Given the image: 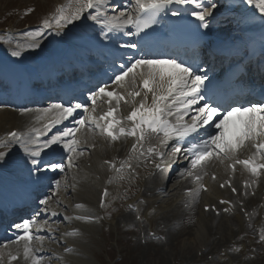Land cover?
<instances>
[{
	"label": "snow or ice",
	"instance_id": "6c2138e0",
	"mask_svg": "<svg viewBox=\"0 0 264 264\" xmlns=\"http://www.w3.org/2000/svg\"><path fill=\"white\" fill-rule=\"evenodd\" d=\"M244 2L253 6L258 10L260 16L264 18V0H244ZM193 5L198 11H193L191 15L200 22L199 26L205 29L209 28L208 17L214 15L213 10L218 8L216 0H135V8L138 13L133 17L121 12L119 15L108 16L103 9L106 5V0H71L67 5L58 6L55 14L51 18H45L42 21L44 29H50L55 23L58 30L66 28L74 21L84 17V13L89 15L85 19L102 25L105 30V35L108 32L123 31L128 27H135L138 35L144 29L151 27L155 23V17L161 12L170 10L171 5ZM91 10V11H89ZM29 12L32 9L28 10ZM94 12V14H92ZM146 15L148 19H144ZM171 15L179 16L181 13L178 10H171ZM26 35L36 38L43 35V32L37 30L28 32ZM39 47V45H35ZM121 47H137L136 44H122ZM13 57H19V51H12ZM131 59V58H130ZM121 71L113 77V83L117 90H109L105 85L98 89L92 97V113L96 112V102L100 98L106 97V103L109 105L108 110L99 116L89 115L84 119L76 121L77 128H69L62 133L53 135L48 139L41 140V137L46 136L53 127L62 123L63 120L73 116L76 109L81 108L80 104L74 107H68L63 104H52L50 107L42 110V115L37 117V121H43L41 128H32L30 132L35 136L12 131L7 134V139L12 142L19 143L25 153L26 159L24 164L27 165V171L30 177L35 178L36 183L43 180L41 173L46 174L47 171L53 172L65 171V165L62 163L48 162L47 167L43 156L47 154V150L53 146L59 145L68 153L69 169L76 166V161L84 155V150L81 145L89 144V139L82 138L83 130L87 133H95L99 130L101 135L106 136L111 142L119 140L121 137L133 136L137 138V142L132 145L131 151L136 152L137 145L143 147V142L150 139L154 134L159 139V146H166L168 141L173 138L174 134L181 138L197 132L199 128L209 125L214 117L219 115V111L215 106H202L196 110V114L191 117V123H185L184 117L189 110L205 99L203 94L207 87L205 81L209 80L207 73L198 74L191 66H185L183 62H177L176 59H149L145 57L134 59L127 66L121 64ZM149 94H151V104L148 103ZM139 98V100H137ZM114 102V103H113ZM132 105L131 111L123 116L117 114L121 111V104ZM85 112L89 109L85 108ZM174 117L175 122L169 118ZM130 122V127L124 126V121ZM103 121L104 123H101ZM215 128L219 130L217 134H210L208 139L201 140L199 144L194 145L199 151L193 152L192 149L187 151L193 155L191 160V168L203 169L211 160H217L220 163L229 161L227 167L233 173L236 171V166L241 165L252 177H259L264 174V103H249L248 106H234L215 123ZM80 134V135H78ZM162 134V135H161ZM158 146V147H159ZM7 147L6 144L0 142V148ZM94 148L95 144H90ZM245 147L255 149L247 158H240L239 153ZM148 154L158 153L156 148L149 147ZM181 152L180 147H175L172 150V157H175ZM6 153L0 151V162H3ZM140 155H144L143 152ZM131 157L128 160L121 161L118 167L115 162L105 160L110 169L116 173H122L125 166L132 168ZM156 168L160 169L161 165L156 164ZM207 174L206 172L204 173ZM193 176V172H189ZM119 179H124L121 175ZM213 180L216 176L211 177ZM194 179L199 182L203 177L199 173L194 175ZM112 178H109L108 183H112ZM253 180L251 183H255ZM55 187L58 191L61 188V181L55 180ZM231 187L228 181L220 184V187ZM245 188L251 187L249 182H245ZM201 190L207 191V188L200 183L199 186L188 193L189 196L198 197ZM233 192L236 189L232 188ZM109 195L107 189L102 194L100 203L101 208H106L105 198ZM52 197H46L39 201L40 204L49 206V201ZM143 201H141L142 203ZM220 203H228V201H220ZM187 206V205H186ZM77 208H82L83 205H76ZM129 207H133L129 205ZM209 208H205L208 211ZM213 211L215 209H212ZM228 211V209H225ZM219 214V213H217ZM52 215H57L55 211ZM248 215V213H245ZM65 219L85 220L91 222L90 217L76 216L65 217ZM139 219V217H137ZM35 220H25L21 224H16L17 229L22 230V235H19L16 240L12 241L17 245L15 253L8 252L9 264L20 258V247L22 244L23 259L30 264H42L43 257L37 255V250L32 246V225ZM68 236L79 235L77 232L66 233ZM36 240L42 241L43 237H35ZM261 242H264V232L259 237ZM6 248L7 245H4ZM67 252H72L73 249H65ZM239 251V249H236ZM3 262V253L0 252V264Z\"/></svg>",
	"mask_w": 264,
	"mask_h": 264
},
{
	"label": "bare ground",
	"instance_id": "6f19581e",
	"mask_svg": "<svg viewBox=\"0 0 264 264\" xmlns=\"http://www.w3.org/2000/svg\"><path fill=\"white\" fill-rule=\"evenodd\" d=\"M245 4L246 3L244 2V5ZM234 9H235V6H232V8L230 9L231 10L230 16H233V13H234L233 10ZM18 35L21 36L20 34H18ZM51 35L52 34L47 33L44 37L45 40H43V41L41 39L35 40V38L34 39L29 38V40H32L31 43H29V44L28 43L23 44V43H19L16 41L15 43H13V45H11V47L14 48V46H15L17 49L21 50L22 52L25 51V56L27 58H23L21 51L17 50L20 52V57H18V58L20 59V61L25 63L29 59V56H27V54H30V53L35 54V52H42V49L46 48V46L50 47V45L54 46L56 44L57 35L55 37H51ZM37 44L39 45V47H35V45H37ZM49 47H47V48H49ZM0 53H3V55H1L3 58V57L8 56L5 54L11 53V52H10V50L8 51V48H5L3 51H0ZM32 56L33 55H30V57H32ZM2 64L7 65V63H5L4 61L2 63H0V65H2ZM8 68H12V67H8ZM31 117L32 116L27 113L26 115L24 114L23 116H21V118H18L16 120L13 113L9 112L8 110L0 109V133L5 131L6 126L9 125V126H14V127L20 126V127L24 128L25 132L28 134V131L33 127L32 123H30L31 121H33ZM18 121L20 122V124H18L19 123ZM28 123H30V124H28ZM26 124H28V125H26ZM85 145L90 146L89 144H85ZM99 153L96 152V155L99 156ZM5 158H7V155ZM96 163L97 162L94 161L92 163V165H94V164L96 165ZM84 170L87 173V170L85 168H84ZM218 171H220V169H218ZM85 172L83 171V174H85ZM94 181H95L94 183L92 180L87 181V183H89L91 187L90 188L87 187V194H86L87 196L85 199V201L88 203V205L91 209H95L93 207V205L95 203H97V201H98V198H99L98 192L101 188L99 181L98 180H94ZM80 189L81 188H79V184L77 182H75L72 189L69 190V194H71L72 196H74L76 198L81 197V196L84 197V195L82 194ZM97 189H98V192L96 193ZM212 194H213V196H216V195H219L222 193L217 192L213 186L212 187L210 186L207 194H203L202 202L210 201V196ZM69 198H67L66 193L64 192L62 199L70 201ZM155 198H158V197H155ZM247 202H249V204L247 205V208L251 209L250 206H252L253 202L251 200H249ZM206 205H207V203H206ZM203 206H205V204H203ZM243 208L245 209V207H243ZM249 209H246V211ZM93 211H95V210H93ZM263 214H264V212H263ZM195 215L196 216L198 215L197 216L199 219L198 222L200 224L198 225L199 227L197 229L195 228V230H193V232L191 234V236L193 237L192 240L189 239L183 245V247H185L186 253L189 252L190 250H193V248L195 246L199 247L200 249H203L205 246L208 248V250H210L211 253H215V250L218 247L217 245H223L226 235H228L230 238H232V236H235V233H238V231H241V229L244 230V227L246 226V225L243 226V223L245 221L244 218H242V220H241L239 218V216H237V215H235L234 218H225V216H224V217H220L218 219H215L214 217H211L210 214H204L202 209H201L200 213H196ZM177 217H179V215H177L176 218ZM251 220L253 221L254 224H256V222H258L259 218L258 217L252 218ZM65 222L70 223L69 220H65L64 223ZM60 225H62V224H59L58 226H60ZM43 226L46 227L47 232H53L52 231L53 226H48L46 222H44ZM66 229H67V227L62 226V227H60V229L54 230V236H56L58 238V241H57L58 244H61L62 240H64V241L67 240V241L71 242L70 244L75 247L74 254L70 253V254H65V256H64L63 254L60 253L58 255L57 259H55L52 262V264H59V263L60 264H91L90 260H88V259L86 260L85 257L80 258V255L84 254V256H85V255L89 254L90 251H89V243L88 242H91V243L95 242L94 240H91V236H89V232L86 231V233L84 235H82L80 238L77 235L76 236L64 235V237H63L62 234L65 232ZM37 231H39V229H37ZM217 235L220 236V238L217 241H211L212 242L211 244H209L207 242L208 238H211V240H212V238L217 236ZM205 236H207V237L204 238ZM83 237H85V238L83 239V241H81L80 239ZM215 242H216V244H214ZM41 243H43V240L42 241H36V244H34V242H33V247L38 248V249H43L45 247V245H43ZM51 246H52V248H54L55 244L51 245ZM16 249H17V245H15L13 243L7 244L6 248L4 246L1 247L0 252L3 253L2 264H9V257L7 255V253L8 252H14L15 253ZM228 249H229V247H228ZM22 251L23 250H22V244H21L20 254L22 256L21 257L22 259L20 262H22L24 260ZM45 251L50 252L51 250L46 249ZM92 252L93 251L91 250V253ZM77 257H79V259H77ZM50 259L53 260V258H50ZM194 259L195 258H193L192 261L196 262V260H194ZM20 262L12 261L11 264H20ZM249 262H252V261H249ZM28 264H30V262H28ZM246 264H248V261L246 262Z\"/></svg>",
	"mask_w": 264,
	"mask_h": 264
},
{
	"label": "rangeland",
	"instance_id": "374dc122",
	"mask_svg": "<svg viewBox=\"0 0 264 264\" xmlns=\"http://www.w3.org/2000/svg\"><path fill=\"white\" fill-rule=\"evenodd\" d=\"M55 2L56 0H0V30L4 29L3 32L7 35L6 32L8 31V29L12 28L15 31H19L24 28L21 31L22 33L20 37L23 41L27 40L25 39L28 38L26 33L35 32V30H37L34 28L27 29V27L33 25L34 23L42 22V20H44L45 18H51L56 11ZM29 9H32V11L29 12ZM2 35L0 36V45H4L3 47H1V49L5 48V45H8L10 43V41H6L4 39L5 37H3ZM28 43H31V41H29ZM193 229L194 226L192 223V226L186 227L185 231L182 232V234H177L175 236L179 237L178 241H172L173 244L172 246H170V248H172L171 254H173V257L176 258V260L183 261L185 258L191 259L192 257H195V252L198 250L197 246H195L193 250H190L187 253L185 251V248L183 247L185 242H187L189 239L192 240L193 237L191 236V234L193 232ZM118 239V246L121 250L119 255L115 252L114 254L105 256L103 254V251H101L100 247L97 245V249L95 250L97 258L94 261V264H113L111 260L117 257H120L123 260L119 264H158V260H160L159 264H164L167 258H169V256H166L165 258L161 256L162 249L156 250L159 254L155 256V254H153L152 252L153 250L150 251L149 249H144L138 242L136 245L133 244L131 246H128L129 239L131 240L130 236L127 239L123 236L119 237ZM114 240L116 239H114L113 237L111 241L112 244L114 243ZM226 241H228V239ZM124 248H128V252H126ZM124 254H127L126 257H124ZM214 264L219 263L215 262Z\"/></svg>",
	"mask_w": 264,
	"mask_h": 264
}]
</instances>
